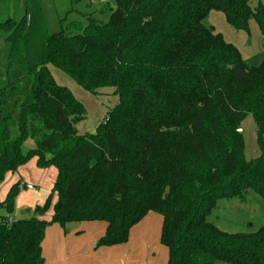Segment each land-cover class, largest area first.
<instances>
[{
	"label": "trees",
	"instance_id": "1",
	"mask_svg": "<svg viewBox=\"0 0 264 264\" xmlns=\"http://www.w3.org/2000/svg\"><path fill=\"white\" fill-rule=\"evenodd\" d=\"M112 1L108 20L101 10L53 34L33 0L21 18L0 24L9 66L0 183L34 157L58 171L57 201L50 195L35 216L12 217L19 183L0 202V264H46L42 243L53 223L106 221L97 247L124 244L149 212L163 216L168 264H264V225L230 233L209 218L221 200L264 195V59L247 63L205 24L216 10L249 31L253 17L264 36L263 0ZM50 65L93 93L115 88L118 103L94 133L77 130L86 109ZM249 115L260 148L251 159L238 131Z\"/></svg>",
	"mask_w": 264,
	"mask_h": 264
},
{
	"label": "rangeland",
	"instance_id": "2",
	"mask_svg": "<svg viewBox=\"0 0 264 264\" xmlns=\"http://www.w3.org/2000/svg\"><path fill=\"white\" fill-rule=\"evenodd\" d=\"M256 3L257 0H252V4ZM32 5L36 13L38 12L42 17L45 31L53 34L72 21H85L84 15H98L101 10L107 11L101 15V18L108 20L109 7L114 6V2L112 0H33ZM25 9V0H0V24L8 18H21ZM205 24L216 32L222 33L228 42L240 50L247 63L257 65L264 59V36L253 17L249 19V31L233 27L226 21L224 15L216 10L210 12L205 19ZM1 32L0 30V87H3L9 81L7 74L9 66L6 45ZM32 38L37 40L36 44H40L36 31ZM50 68L56 81L67 86L86 109V118L76 125L79 133L82 135L94 133L103 123L108 112L118 103L119 97L115 88H101L97 93H93L65 73L52 66ZM240 129L245 136L247 158L259 156L257 126L252 115L242 122ZM25 147H34L33 140L28 139ZM57 176L58 171L54 166L40 167L37 158L34 157L18 171L6 173L4 180L0 183V200H5L13 184L19 183L12 217L14 219L31 218L35 216L36 206L42 205L50 195L54 202L57 201V195L53 193ZM28 184H32L34 189H28ZM209 218L220 229L230 233L256 231L264 225V195L249 190L243 200H221Z\"/></svg>",
	"mask_w": 264,
	"mask_h": 264
},
{
	"label": "crops",
	"instance_id": "3",
	"mask_svg": "<svg viewBox=\"0 0 264 264\" xmlns=\"http://www.w3.org/2000/svg\"><path fill=\"white\" fill-rule=\"evenodd\" d=\"M52 213L45 217L50 220ZM107 227L106 221L50 224L42 243L46 264H168L169 249L161 243V214L149 212L131 229L128 242L97 247Z\"/></svg>",
	"mask_w": 264,
	"mask_h": 264
},
{
	"label": "built area",
	"instance_id": "4",
	"mask_svg": "<svg viewBox=\"0 0 264 264\" xmlns=\"http://www.w3.org/2000/svg\"><path fill=\"white\" fill-rule=\"evenodd\" d=\"M27 188H28V189H34V186H33L32 184H28V185H27Z\"/></svg>",
	"mask_w": 264,
	"mask_h": 264
},
{
	"label": "water",
	"instance_id": "5",
	"mask_svg": "<svg viewBox=\"0 0 264 264\" xmlns=\"http://www.w3.org/2000/svg\"><path fill=\"white\" fill-rule=\"evenodd\" d=\"M238 131H239V132H242V129H239Z\"/></svg>",
	"mask_w": 264,
	"mask_h": 264
}]
</instances>
